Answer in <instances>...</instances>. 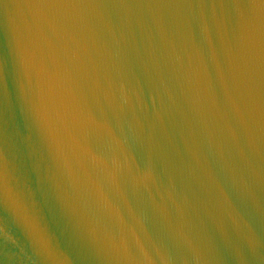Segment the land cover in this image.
<instances>
[{"label":"water","instance_id":"obj_1","mask_svg":"<svg viewBox=\"0 0 264 264\" xmlns=\"http://www.w3.org/2000/svg\"><path fill=\"white\" fill-rule=\"evenodd\" d=\"M259 0H0V264H264Z\"/></svg>","mask_w":264,"mask_h":264},{"label":"snow or ice","instance_id":"obj_2","mask_svg":"<svg viewBox=\"0 0 264 264\" xmlns=\"http://www.w3.org/2000/svg\"><path fill=\"white\" fill-rule=\"evenodd\" d=\"M252 6L264 9V0H259L258 3H254Z\"/></svg>","mask_w":264,"mask_h":264}]
</instances>
